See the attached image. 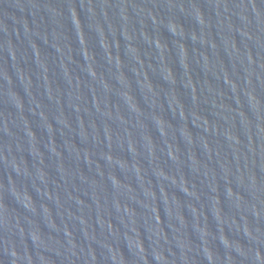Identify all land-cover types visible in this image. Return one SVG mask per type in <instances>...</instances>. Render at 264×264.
Instances as JSON below:
<instances>
[{"label": "water", "instance_id": "obj_1", "mask_svg": "<svg viewBox=\"0 0 264 264\" xmlns=\"http://www.w3.org/2000/svg\"><path fill=\"white\" fill-rule=\"evenodd\" d=\"M0 264H264V0H0Z\"/></svg>", "mask_w": 264, "mask_h": 264}]
</instances>
